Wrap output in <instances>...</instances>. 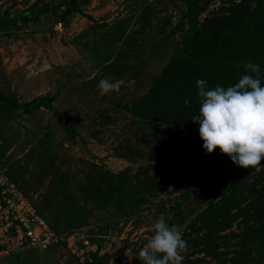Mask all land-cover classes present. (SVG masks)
Segmentation results:
<instances>
[{
    "label": "rangeland",
    "instance_id": "374dc122",
    "mask_svg": "<svg viewBox=\"0 0 264 264\" xmlns=\"http://www.w3.org/2000/svg\"><path fill=\"white\" fill-rule=\"evenodd\" d=\"M45 1L0 0V12L18 15L27 5L38 8ZM220 1L211 0L199 18L214 17ZM79 5V12L63 19L40 11L9 34L0 33V92L18 103L38 94L51 98L50 108L30 112L0 107V173L63 237L43 249L4 254L0 264H95L94 259L142 264L137 255L153 235L157 217L163 213L170 226L187 233L207 200L226 185L225 170L238 168L219 148L209 155L202 139L176 134L177 126L136 119L122 108L124 100L147 88L180 43L181 2L88 0ZM104 78L118 80L119 92L101 96L97 84ZM61 116L71 119L70 136ZM150 132L153 136L143 141ZM126 143L139 145L143 156L116 154ZM194 149L197 155L191 154ZM167 151L171 158L162 165ZM201 152L215 162L199 163ZM138 166L155 174L148 191L121 181L97 194L102 198L87 195L86 186L98 181L101 169L132 176ZM186 254L204 258L190 246Z\"/></svg>",
    "mask_w": 264,
    "mask_h": 264
},
{
    "label": "trees",
    "instance_id": "16d2710c",
    "mask_svg": "<svg viewBox=\"0 0 264 264\" xmlns=\"http://www.w3.org/2000/svg\"><path fill=\"white\" fill-rule=\"evenodd\" d=\"M87 1L46 0L38 8L32 3L27 5L18 15L0 12V33L9 34L10 30L35 19L40 11L57 13L63 19L79 12V3ZM177 1L183 5L182 22L185 24L180 43L147 88L138 96L124 100L122 108L136 119L174 125L178 128L176 134L189 133L200 138L199 125L191 120L199 114L198 79L207 81V89L217 85L227 88L238 83L243 75L252 74L244 68L245 62H252L260 66L261 86H264V0H221L216 15L202 19L199 16L211 0ZM252 3L257 5L254 10H250ZM181 25L183 23H178L179 27ZM185 99L190 100L191 106L185 104ZM13 106L25 112L39 106L50 108L51 98L38 94L18 103L0 92V107L7 110ZM60 120L70 136L71 119L61 116ZM152 136L151 132L144 133L142 139L147 142ZM174 138L171 136L168 141ZM194 152L195 149L191 154H198ZM170 153L167 151V155L162 156V165L169 162ZM116 154L125 158L143 156L139 145L130 143L120 145ZM209 155L201 152L199 163L213 161ZM191 163H194L192 159L187 166ZM148 168L138 166L132 176L101 169L98 181L89 182L85 190L88 196L102 198L97 194L109 192L114 182L118 185L126 181L136 190L148 191L150 185L156 183L155 174L149 173ZM227 170L222 174L226 185L216 198L207 200L198 219L191 220L188 232L182 233L187 246L202 251L204 258L191 259L186 254L182 264H264V160L257 168L238 166L233 172ZM101 181L107 185L100 187ZM94 263L99 264V260L94 259Z\"/></svg>",
    "mask_w": 264,
    "mask_h": 264
},
{
    "label": "clouds",
    "instance_id": "9594fccd",
    "mask_svg": "<svg viewBox=\"0 0 264 264\" xmlns=\"http://www.w3.org/2000/svg\"><path fill=\"white\" fill-rule=\"evenodd\" d=\"M256 6L252 3L250 10ZM244 68L254 75H243L227 88L217 85L207 89V81L198 79L199 114L191 120L199 125L206 153L219 148L235 165L247 169L257 168L264 160V86L258 64L245 62ZM120 87L118 80L107 78L97 84L101 96L119 92ZM185 104L191 106L190 100L185 99ZM152 229L153 235L137 255L142 264H182L187 241L182 238L180 226H170L161 213Z\"/></svg>",
    "mask_w": 264,
    "mask_h": 264
},
{
    "label": "built area",
    "instance_id": "2783aa9c",
    "mask_svg": "<svg viewBox=\"0 0 264 264\" xmlns=\"http://www.w3.org/2000/svg\"><path fill=\"white\" fill-rule=\"evenodd\" d=\"M55 27L61 29V21ZM0 178V257L32 247L43 249L63 240L31 202L14 192L3 173Z\"/></svg>",
    "mask_w": 264,
    "mask_h": 264
}]
</instances>
